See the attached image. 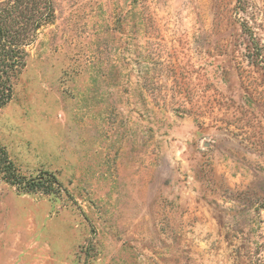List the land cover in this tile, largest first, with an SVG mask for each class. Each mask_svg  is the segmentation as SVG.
Returning a JSON list of instances; mask_svg holds the SVG:
<instances>
[{
    "label": "rangeland",
    "instance_id": "1",
    "mask_svg": "<svg viewBox=\"0 0 264 264\" xmlns=\"http://www.w3.org/2000/svg\"><path fill=\"white\" fill-rule=\"evenodd\" d=\"M51 3L0 107V264H249L264 0Z\"/></svg>",
    "mask_w": 264,
    "mask_h": 264
},
{
    "label": "trees",
    "instance_id": "2",
    "mask_svg": "<svg viewBox=\"0 0 264 264\" xmlns=\"http://www.w3.org/2000/svg\"><path fill=\"white\" fill-rule=\"evenodd\" d=\"M53 16L51 0H10L0 3V107L12 96L13 79L26 65V45L40 27L51 22ZM10 164L3 151L0 168L6 171ZM50 176L45 182L42 177L31 178L28 184L48 192L56 181L53 175ZM258 250L249 264H264V237Z\"/></svg>",
    "mask_w": 264,
    "mask_h": 264
}]
</instances>
